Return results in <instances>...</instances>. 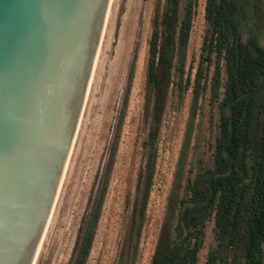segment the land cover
<instances>
[{"label":"trees","instance_id":"1","mask_svg":"<svg viewBox=\"0 0 264 264\" xmlns=\"http://www.w3.org/2000/svg\"><path fill=\"white\" fill-rule=\"evenodd\" d=\"M197 1L155 3L146 61L150 106L142 142L145 162L134 194L127 199L128 216L116 264H136L162 115L171 93L182 99L188 90L187 129L148 264H197L210 222L214 244L207 250L205 264H264V0H205L199 58L195 66H187ZM136 50L137 45L106 167L99 174V187L87 200L67 264H86L91 249L134 77ZM207 89L219 113L211 162L193 175L189 169L182 181L197 105Z\"/></svg>","mask_w":264,"mask_h":264},{"label":"water","instance_id":"2","mask_svg":"<svg viewBox=\"0 0 264 264\" xmlns=\"http://www.w3.org/2000/svg\"><path fill=\"white\" fill-rule=\"evenodd\" d=\"M113 0H0V264H39Z\"/></svg>","mask_w":264,"mask_h":264},{"label":"rangeland","instance_id":"3","mask_svg":"<svg viewBox=\"0 0 264 264\" xmlns=\"http://www.w3.org/2000/svg\"><path fill=\"white\" fill-rule=\"evenodd\" d=\"M155 3L156 0H113L106 44L99 53L92 100L80 123L70 175L39 264H67L69 260L87 200L99 187V174L106 167L108 146L115 134L117 113L124 101L128 70L137 45L124 121L86 264L117 262L128 216L127 199L134 194L145 162L142 142L149 127L150 106L145 89L146 61ZM204 4L205 0H198L195 6L187 66L190 63L195 66L199 58L205 27ZM209 97L207 89L197 105L182 181L189 169L193 175L200 166L211 162L219 113L217 103L210 102ZM190 104V90L182 99L176 93H171L167 99L136 264H148L153 253L187 129ZM212 226L210 222L206 228L197 264H205L207 250L214 244Z\"/></svg>","mask_w":264,"mask_h":264}]
</instances>
